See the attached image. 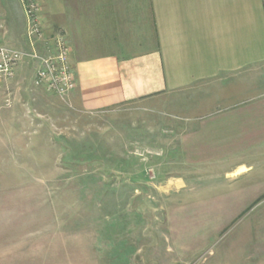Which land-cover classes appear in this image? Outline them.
Wrapping results in <instances>:
<instances>
[{
	"label": "rangeland",
	"instance_id": "374dc122",
	"mask_svg": "<svg viewBox=\"0 0 264 264\" xmlns=\"http://www.w3.org/2000/svg\"><path fill=\"white\" fill-rule=\"evenodd\" d=\"M34 75L25 64L0 113V264H264V75L239 145L208 129L188 144L185 115L161 102L82 111Z\"/></svg>",
	"mask_w": 264,
	"mask_h": 264
},
{
	"label": "crops",
	"instance_id": "0c3cea01",
	"mask_svg": "<svg viewBox=\"0 0 264 264\" xmlns=\"http://www.w3.org/2000/svg\"><path fill=\"white\" fill-rule=\"evenodd\" d=\"M45 1L47 31L65 29L72 47L78 87L67 98L78 109L161 102L164 109L185 115L178 126L191 130L184 139L188 144L198 143L201 133L195 130L207 129L206 137L241 144L249 124L244 105L251 76L258 84L264 75V0H256L253 8L251 0ZM12 2L3 0L6 18L0 23V37L11 47L9 24L18 17ZM17 20L25 44L18 49L28 50L26 20ZM25 64L33 63L26 59L16 80ZM14 84L6 85L2 95ZM193 114L215 118L199 122L190 118Z\"/></svg>",
	"mask_w": 264,
	"mask_h": 264
},
{
	"label": "built area",
	"instance_id": "2783aa9c",
	"mask_svg": "<svg viewBox=\"0 0 264 264\" xmlns=\"http://www.w3.org/2000/svg\"><path fill=\"white\" fill-rule=\"evenodd\" d=\"M26 20L25 42L28 50L8 46L0 37V113L12 105V94H3L8 84H14L19 67L27 59L36 66L33 85L54 97L67 98L78 87L71 62L72 47L67 33L61 29L48 32L42 7L37 0H19ZM3 27L0 25V31Z\"/></svg>",
	"mask_w": 264,
	"mask_h": 264
}]
</instances>
